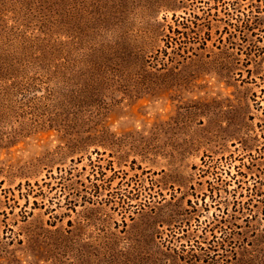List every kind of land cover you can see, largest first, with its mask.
Returning a JSON list of instances; mask_svg holds the SVG:
<instances>
[{
    "label": "rangeland",
    "instance_id": "obj_1",
    "mask_svg": "<svg viewBox=\"0 0 264 264\" xmlns=\"http://www.w3.org/2000/svg\"><path fill=\"white\" fill-rule=\"evenodd\" d=\"M52 2L0 16V264H264V0Z\"/></svg>",
    "mask_w": 264,
    "mask_h": 264
},
{
    "label": "trees",
    "instance_id": "obj_2",
    "mask_svg": "<svg viewBox=\"0 0 264 264\" xmlns=\"http://www.w3.org/2000/svg\"><path fill=\"white\" fill-rule=\"evenodd\" d=\"M55 2V6L53 7V12H54V16H55V21L58 23H61L62 21V16H63V0H54ZM53 3L52 0H0V16H5L6 13V9L8 6L11 5V10L12 7L15 6L14 11H17L20 14H23L24 12L27 11V14L23 15L22 17H27L31 10H37V12H40L43 9H48V7L50 6V4ZM19 4L21 6H23V10L20 12V7ZM26 10V11H24ZM50 10V9H49ZM48 10V11H49ZM58 12V13H57ZM50 22L51 20L48 19ZM46 23L48 25L47 22H43ZM45 27V26H43ZM4 39H7L9 42L8 37L3 36ZM16 36L12 37V41H10V46L13 48V51L10 50H5L4 49V53L3 54H12V55H18L22 52V50H18L17 48L14 47V45L16 46L19 42L17 41L16 43L14 42V38ZM3 40V39H2ZM9 44V43H7ZM1 65V64H0ZM2 67L0 66V69ZM234 157L231 155L229 157L225 158V164H223L222 159H214L212 157H208L207 159H202V165L204 168L201 169V166L197 167L195 166V169H198L201 171H205L206 173H210V175L213 176V179L215 180V184H211V182L205 180L206 182H209L210 187L207 188L210 190L211 192V197L212 198H216V196H222V194L226 193V199H228V201L224 202V204L228 207V204H230V199L233 202V205H238L239 206V212L243 211V213L246 211L247 207L245 206L246 200L244 201V192L243 190H230L228 189V186L230 184V180L229 179H224L222 178L219 174H220V170H222V168L220 166L222 165H226L227 167L224 170V172H226L228 174V176L230 178H232V175L230 174V167H232L233 165L235 166V164H233L234 161ZM245 164V163H244ZM254 165V164H253ZM225 167V166H223ZM240 181V179H238ZM236 181V180H235ZM262 181V182H261ZM203 183V182H202ZM254 183L256 185H254L251 188H246L247 192H249L250 195H254L259 196V195H264V177L263 178H259L257 180H254ZM229 241V240H228ZM246 252H248L249 256H253L255 257L256 254L252 251H250L249 249H247V247H245ZM232 251V250H231Z\"/></svg>",
    "mask_w": 264,
    "mask_h": 264
}]
</instances>
